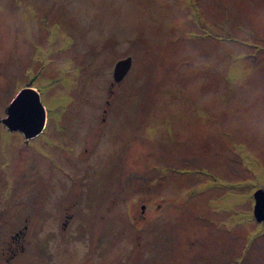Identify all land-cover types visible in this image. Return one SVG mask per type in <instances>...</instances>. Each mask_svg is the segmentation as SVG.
I'll list each match as a JSON object with an SVG mask.
<instances>
[{
	"label": "rangeland",
	"instance_id": "rangeland-1",
	"mask_svg": "<svg viewBox=\"0 0 264 264\" xmlns=\"http://www.w3.org/2000/svg\"><path fill=\"white\" fill-rule=\"evenodd\" d=\"M262 188L264 0H0V264H264Z\"/></svg>",
	"mask_w": 264,
	"mask_h": 264
},
{
	"label": "water",
	"instance_id": "water-1",
	"mask_svg": "<svg viewBox=\"0 0 264 264\" xmlns=\"http://www.w3.org/2000/svg\"><path fill=\"white\" fill-rule=\"evenodd\" d=\"M132 59L127 58L116 64L114 77L121 81L131 67ZM7 118L3 123L11 131H20L29 140L37 137L46 124V111L37 90L26 87L12 101ZM254 216L258 222H264V188L254 193Z\"/></svg>",
	"mask_w": 264,
	"mask_h": 264
},
{
	"label": "flooded vegetation",
	"instance_id": "flooded-vegetation-1",
	"mask_svg": "<svg viewBox=\"0 0 264 264\" xmlns=\"http://www.w3.org/2000/svg\"><path fill=\"white\" fill-rule=\"evenodd\" d=\"M194 129H196V131H195L196 133H198V131H202V129H200V130L198 128H194ZM204 130L207 131L206 129H204Z\"/></svg>",
	"mask_w": 264,
	"mask_h": 264
}]
</instances>
